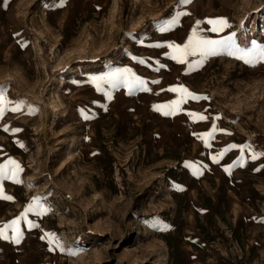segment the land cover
Returning <instances> with one entry per match:
<instances>
[{
  "label": "rangeland",
  "instance_id": "1",
  "mask_svg": "<svg viewBox=\"0 0 264 264\" xmlns=\"http://www.w3.org/2000/svg\"><path fill=\"white\" fill-rule=\"evenodd\" d=\"M60 4L0 0V86L9 109L21 104L0 118V164L23 169L20 183L0 181L13 197L0 199V226L34 198L48 209L28 214L38 228L20 221L19 244L0 239V264H264V155L251 159L264 153V63L226 54L200 63L197 53L178 64L167 47L185 44L193 28L264 46V0ZM177 12L189 15L159 31ZM218 18L231 27L210 31L207 20ZM123 68L151 91L89 82ZM181 86L207 99H188L176 115L155 109L179 100L168 89ZM213 123L206 147L198 136Z\"/></svg>",
  "mask_w": 264,
  "mask_h": 264
},
{
  "label": "snow or ice",
  "instance_id": "2",
  "mask_svg": "<svg viewBox=\"0 0 264 264\" xmlns=\"http://www.w3.org/2000/svg\"><path fill=\"white\" fill-rule=\"evenodd\" d=\"M63 0H61L60 6H62ZM191 3V0H179V4L181 5H187ZM184 15H189L187 12H177L175 14V17L170 21H163L159 27V31L166 32L169 31L171 28L176 26L179 22V18ZM207 23L212 25V27L209 29L212 32L219 33L223 31L225 28L231 27V25L228 23V21L224 18H218V19H209L207 20ZM197 27L200 24V21L196 22ZM243 27V25H242ZM236 33H230L227 36L220 37L219 39H208L205 37H201L198 35L196 28H193L192 34L188 37V40L185 44H168L167 47L172 49V52L169 53V57L173 60H175L178 64H184L187 63V57L188 56H194L197 53L201 56L202 63L203 58L207 56H216L221 54H226L228 56H233L237 60H242L245 64H249L252 66H255L256 63H264V46H257L255 42H253V45L249 49L241 48L237 45L235 40ZM152 47H161L162 45L156 44L151 45ZM133 60H136L140 64H144L145 60L138 59L137 57H132ZM160 67H163L161 65ZM191 68V65L189 66ZM159 70L158 68L156 69ZM90 83L95 84L98 91H103L101 88V83L108 84L111 88L115 89L120 86L127 87L129 89V94H132L135 91H143V92H149L151 89L147 86L148 82L141 77L137 76L135 73L132 72L130 68H123V69H116L113 72H110L106 76H99V77H91ZM151 83H159V81H151ZM7 91V88L4 86H0V118H3L6 111H12V112H18L21 110V104L17 103L14 107L11 109L8 108V104L11 103V101L7 100V97L5 96V92ZM168 91L172 92H178L180 93V99L176 101H172L169 105L164 106H154L157 111H161V107L168 108V111H163V115L169 116V115H176L177 111L179 110V105L182 103H186L188 99H207V97H198L194 95L193 93L189 92L188 89L184 88L183 86L176 88L172 87L169 88ZM108 99L111 100L112 96L110 93H108ZM190 117H192L194 120H207L208 117L203 114H198L194 112L188 113ZM85 119H88V116L84 117ZM218 119V117H217ZM4 131H9L7 126H5ZM13 132H18L20 129H12ZM216 131V126L213 123L212 131L205 133L204 135L198 136L199 139L204 140L206 147H211V144L209 143V140L213 138V134ZM22 146V145H21ZM238 146L235 144L228 145L225 149H223L218 155L219 157H223L228 151L237 148ZM245 147L250 148V145L245 146H239L241 153L243 154ZM260 155H264V153H253L251 155V159L256 160ZM213 161L218 163L219 160L216 156L212 157ZM236 163V162H234ZM239 165L243 166V161L239 160ZM229 169L225 168V171L227 172ZM259 170V169H257ZM23 169L20 167V165L14 161L9 159L7 164H0V181L3 180H12L14 183H20V179L18 178L19 172H22ZM0 199L5 200H12V196L4 195L3 188L0 186ZM48 209L44 208L39 203L38 198H34L33 202L30 203L28 206H26L23 211L17 216L15 219L11 220L8 223L3 224L0 226V239H10L16 243L19 244L21 242V239L23 238L22 233L20 231V221L23 220L29 228H38L39 225L34 223L33 221L28 220V214L34 213L37 216H42L47 214ZM12 230V236L9 237L8 230ZM163 230V229H161ZM46 236L49 237V242H53V235L49 233H45ZM43 238V237H42ZM57 246L59 247V242L55 241ZM61 251L63 249L61 248ZM75 254V253H71Z\"/></svg>",
  "mask_w": 264,
  "mask_h": 264
}]
</instances>
